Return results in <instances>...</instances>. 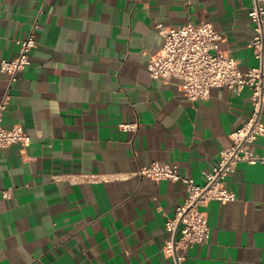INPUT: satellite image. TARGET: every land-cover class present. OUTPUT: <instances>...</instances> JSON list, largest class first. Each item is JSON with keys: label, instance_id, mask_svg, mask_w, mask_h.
Returning <instances> with one entry per match:
<instances>
[{"label": "crops", "instance_id": "1", "mask_svg": "<svg viewBox=\"0 0 264 264\" xmlns=\"http://www.w3.org/2000/svg\"><path fill=\"white\" fill-rule=\"evenodd\" d=\"M252 0H0V59H12L34 24L30 64L9 89L7 128L28 146L0 149V264H172L166 222L184 183L136 175L153 163L206 183L231 134L252 113L251 89L213 88L189 100L180 80L147 69L163 39L156 26L209 21L241 70L258 65L249 43ZM264 125V108L261 114ZM137 124L129 131L120 124ZM264 138L252 145L261 155ZM103 174L101 182L68 175ZM234 201H211V236L181 264H264V163H240L226 182ZM8 192L4 197L3 193Z\"/></svg>", "mask_w": 264, "mask_h": 264}, {"label": "built area", "instance_id": "2", "mask_svg": "<svg viewBox=\"0 0 264 264\" xmlns=\"http://www.w3.org/2000/svg\"><path fill=\"white\" fill-rule=\"evenodd\" d=\"M249 17L253 25V38L249 43L258 65L241 70L238 62L220 49L222 34L215 30L209 21L187 23L178 27L157 25L156 29L163 39L161 50L153 55L147 69L153 80L168 82L180 80V91L191 101L206 99L213 88L249 87L252 113L243 125L231 134V144L219 152V158L209 172H205L206 183L198 185L194 179L181 174L177 166L153 163L138 169L136 175L154 181H180L185 184L188 196L179 204L173 217L166 222L169 238L163 250L172 257V264H181L183 256L178 250L207 242L211 236L207 205L211 201L228 203L236 195L230 191L226 182L240 163H264V150L261 155L252 152V145L264 138V125L261 114L264 108V0H252ZM34 24L28 35L17 41L19 50L12 59H0V70L9 77L10 85L17 80V74L30 64V53L36 46ZM9 89L0 100V149L13 144L26 147L31 137L21 124L10 128L3 125L4 113L9 102ZM124 130L135 131L137 124H120ZM74 183L107 181L103 174L68 175ZM4 197L8 192L3 193Z\"/></svg>", "mask_w": 264, "mask_h": 264}]
</instances>
